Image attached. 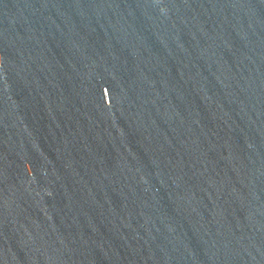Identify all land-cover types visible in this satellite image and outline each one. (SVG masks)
<instances>
[{"label": "water", "instance_id": "1", "mask_svg": "<svg viewBox=\"0 0 264 264\" xmlns=\"http://www.w3.org/2000/svg\"><path fill=\"white\" fill-rule=\"evenodd\" d=\"M0 264H264V0H0Z\"/></svg>", "mask_w": 264, "mask_h": 264}]
</instances>
